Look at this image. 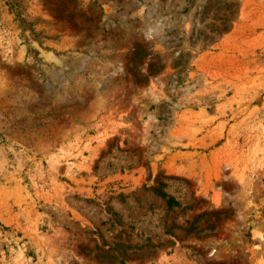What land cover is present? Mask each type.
I'll use <instances>...</instances> for the list:
<instances>
[{
	"label": "rangeland",
	"instance_id": "1",
	"mask_svg": "<svg viewBox=\"0 0 264 264\" xmlns=\"http://www.w3.org/2000/svg\"><path fill=\"white\" fill-rule=\"evenodd\" d=\"M0 264H264V0H0Z\"/></svg>",
	"mask_w": 264,
	"mask_h": 264
},
{
	"label": "trees",
	"instance_id": "2",
	"mask_svg": "<svg viewBox=\"0 0 264 264\" xmlns=\"http://www.w3.org/2000/svg\"><path fill=\"white\" fill-rule=\"evenodd\" d=\"M141 50H142V47H138L133 56H132V59L131 61H135L136 58H138V56H140V53H141ZM178 65H180V63H177ZM176 65V64H175ZM177 203L172 199V198H168L167 199V205L170 207V206H173V205H176Z\"/></svg>",
	"mask_w": 264,
	"mask_h": 264
}]
</instances>
